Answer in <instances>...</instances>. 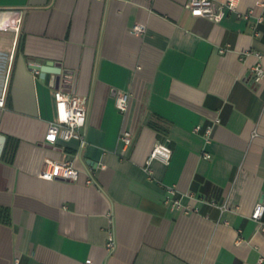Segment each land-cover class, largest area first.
<instances>
[{
  "label": "crops",
  "instance_id": "1",
  "mask_svg": "<svg viewBox=\"0 0 264 264\" xmlns=\"http://www.w3.org/2000/svg\"><path fill=\"white\" fill-rule=\"evenodd\" d=\"M190 2L0 0V264H258L264 256L252 217L264 202V77L253 74L258 53L264 64V0H240L220 20L193 15ZM46 63L62 67L50 84L37 68ZM58 88L88 100L85 145L46 139ZM120 92L131 93L126 112ZM157 142L172 157L154 159L151 176ZM48 159L74 160L80 180L43 178ZM168 187L195 210L172 209Z\"/></svg>",
  "mask_w": 264,
  "mask_h": 264
},
{
  "label": "built area",
  "instance_id": "2",
  "mask_svg": "<svg viewBox=\"0 0 264 264\" xmlns=\"http://www.w3.org/2000/svg\"><path fill=\"white\" fill-rule=\"evenodd\" d=\"M240 0H226L221 4H217L215 0H191L189 7L193 15L205 16L213 19L224 18L229 11L238 12ZM264 6V2L259 3ZM256 10L254 8L250 9L248 13L245 14L246 18L255 15ZM18 15V22L20 23L23 19L22 13ZM264 21V15L258 16V22ZM19 27V26H18ZM134 31L137 34H144L147 31V26L145 24H137L134 27ZM225 51V49H222ZM261 60L253 67L254 80L260 81L264 77V64L262 62L263 55L258 53ZM40 71L37 70V73ZM56 106H57V118L50 122L46 139L50 143H56L58 139L65 141L76 139L81 145L86 144L85 128L87 126L88 118V100L86 98L74 95L72 93L66 92L61 88H58L55 92ZM131 100L130 92H120L116 96L118 108L126 112L129 108ZM6 97L5 95H0V107H5ZM197 131L202 130V126L198 125L196 127ZM206 137L208 141L211 140L213 135V128L208 127L206 129ZM122 141L125 147L130 146L132 143V133L130 131H125L122 134ZM204 156L206 158H211L212 154L205 152ZM172 157L171 151L162 142H157L147 160V165L145 167L146 171L152 176L153 169L151 163L154 159H159L165 163H169ZM81 170L76 167L74 160L67 159L63 161L48 159L46 165L41 173V176L46 179H65L70 181H78L81 178ZM96 180L94 176H89L87 178V183H95ZM177 191L174 187H168V196L166 198V203H168L172 209L184 210L190 212L195 210L190 204H185L183 202V197L176 196ZM192 197V195H190ZM253 219L259 221L264 230V223L262 219L264 217V202L257 203L254 212L252 214ZM116 247L115 233L112 230L110 232L108 248L113 250ZM14 264H20L17 259ZM86 264H92V260L88 259ZM258 264H264V256H261Z\"/></svg>",
  "mask_w": 264,
  "mask_h": 264
},
{
  "label": "water",
  "instance_id": "3",
  "mask_svg": "<svg viewBox=\"0 0 264 264\" xmlns=\"http://www.w3.org/2000/svg\"><path fill=\"white\" fill-rule=\"evenodd\" d=\"M37 68L41 70L40 77L47 84L52 81V73L61 74L62 67L60 65H55L54 63H46L45 65H38Z\"/></svg>",
  "mask_w": 264,
  "mask_h": 264
}]
</instances>
